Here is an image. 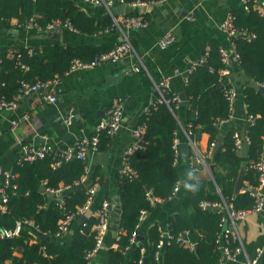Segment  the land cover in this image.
<instances>
[{"label":"trees","instance_id":"16d2710c","mask_svg":"<svg viewBox=\"0 0 264 264\" xmlns=\"http://www.w3.org/2000/svg\"><path fill=\"white\" fill-rule=\"evenodd\" d=\"M79 1L0 0V26L3 28L17 27L25 34L32 35L58 22L60 25L68 23L79 36L105 37L97 44L72 45L50 41L41 45L19 46L9 56L6 50H0V95L3 98L14 99L23 81L31 83L41 80L48 82L51 88L54 80L57 84L60 82L72 59L90 61L120 42L119 30L113 26L111 15L102 7H98L97 11H85L78 4ZM124 1L129 3L135 0ZM247 6L248 10L241 3L230 13L233 25L239 31L232 37L239 67L253 79V84L243 89L247 116L251 118L244 131L246 155L242 156L235 144L233 128L224 135L221 147L210 155L211 143H215L221 134L219 124L230 115L225 94L230 84L226 82V76L219 73L223 66L219 44L211 42L205 58L186 74L184 90L189 105L187 132H190V139H194L200 130L208 134V150L203 162L214 164V174L212 178L197 176L200 188L195 194L184 189L181 204L185 213H174L168 217L167 233L170 238L159 249V260L155 259V252L163 232L158 224L148 228L146 240L131 244L130 238L141 212L150 211L155 205L148 199V193L165 201L173 195V188L179 181L175 164L176 148L173 145L178 127L176 105L174 102L151 104L138 120V124L144 127V145L125 157L124 166L130 171L122 172L118 180L120 215L115 229L116 246L102 252L101 248L98 250L96 255L101 264H218L221 250L216 240L222 231V212L217 208L212 211L202 209L200 202L225 201L231 203L234 209L253 206L254 198L248 190L234 194L242 163L243 185L257 184V171L252 164L260 157L264 131V91L259 90L257 85L264 83V6L260 11L253 8V0H248ZM133 14V11L127 13ZM13 19L15 24H12ZM28 24H31V28H26ZM171 96V92L165 94L166 98ZM109 139L105 132L100 133L96 151L104 150ZM60 153L52 149L42 158L19 159L11 165L15 188L10 185L7 190L6 207L0 210V230L13 229L17 222L21 225L16 235L9 238L0 236V264L87 262V253L95 246L91 227L96 217L86 216L72 230L68 247L61 244L54 233L58 230V220L76 213L77 208L85 202L87 188L94 182H81L86 160L73 157L62 159L56 165ZM188 154L191 155V151ZM195 180L193 175L190 182L195 183ZM78 183L83 186L76 187ZM59 187H69L61 193L62 205L59 204V195L47 191ZM26 220H31L33 225L27 224ZM36 228L50 239L44 240L39 235L35 242H31ZM191 228L202 233L193 250L177 240L179 235ZM227 245L233 249L237 243L229 240Z\"/></svg>","mask_w":264,"mask_h":264},{"label":"crops","instance_id":"0c3cea01","mask_svg":"<svg viewBox=\"0 0 264 264\" xmlns=\"http://www.w3.org/2000/svg\"><path fill=\"white\" fill-rule=\"evenodd\" d=\"M78 4L85 11L98 10L97 6L88 3L79 1ZM240 4L241 0L148 2L140 9L146 24L125 30L132 49L122 59L64 75L58 84L56 82L47 91L38 90L24 95L15 111L0 110V167L10 169L11 165L20 159L21 145L32 142L40 146L45 141L44 135L48 136L46 141L56 152L72 147L79 135L92 134L98 120L106 116L112 100L120 98L123 103L121 126L110 137L104 150L90 151L87 154L84 174V182L93 181L96 185L90 215L94 216L93 212L103 199L110 203L109 230L100 252L108 247H115V229L120 215L118 180L123 172L124 150L134 142L133 129L138 125L140 116L156 102L155 83L163 77L169 78L170 92L177 96L182 92L185 94L184 76L195 63L205 58L211 42H217L219 47L230 49L226 82L235 91L230 115L219 124L220 135L224 138V135L233 128L236 134L245 136L244 131L249 118L243 89L253 84V79L240 69L238 59L231 52V39L220 28L221 22ZM133 12L137 13L138 10L135 9ZM15 22L13 19L12 24ZM166 31L172 32L174 40L165 48H161L158 40ZM104 38L95 35L79 36L66 25H49L32 35L25 34L17 27L6 29L0 26V50H6L8 56L19 46L41 45L50 41L72 45L97 44ZM118 39H121L120 33ZM133 65L140 66L141 70L132 71ZM48 94L54 95L56 100L48 101L46 98ZM188 107L185 96V103L182 105L179 101L175 113L178 121L174 136L177 143L175 164L179 173V189L167 200H158L152 210L141 213L133 242L132 237L130 238L131 244L137 242L138 236L146 240L147 230L154 224H158L163 233L168 232V217L174 213H185L181 197L184 191L183 183L188 180L187 172L191 169L188 153L191 151L193 156L204 157L208 150L207 133L200 130L194 139L189 140L186 129ZM22 113L28 114V119L18 122L12 129V119H16ZM69 114L72 115V120L66 124L64 119ZM181 143L187 144L186 152L179 151L178 145ZM239 151L241 152L240 148ZM196 165L198 177L212 178L210 164H207L208 168L203 164ZM65 189L69 187L63 190ZM261 190L264 197V185ZM81 218L82 215H76L68 233L58 237L61 244L69 246L72 230L82 221ZM263 226L264 214L259 211H251L237 221L239 235L237 244L240 250L233 260H227L225 264H244L247 259L254 258L258 250H262L260 263L264 264ZM201 235L200 231L189 229L188 237L194 243V248ZM141 251L143 252L144 248ZM91 264H101L97 255Z\"/></svg>","mask_w":264,"mask_h":264},{"label":"built area","instance_id":"2783aa9c","mask_svg":"<svg viewBox=\"0 0 264 264\" xmlns=\"http://www.w3.org/2000/svg\"><path fill=\"white\" fill-rule=\"evenodd\" d=\"M83 3H88L93 6L102 7L104 8L112 17L113 26H115L120 33L121 39L118 44H116L114 47L109 49L108 51L102 52L100 55L96 56L94 59L90 61L81 60L79 58H74L71 60L70 65L68 69L65 71V75H68L70 73L89 69L96 65L103 64V63H111L116 62L120 59H122L129 51L132 49V44L130 40L127 38L125 34V30L129 28H136V27H142L146 24V20L141 14V7L145 6L148 2H157L162 3L166 0H135L129 3H126L124 0H80ZM248 0H241V3L243 4V7L248 10L247 6ZM123 3L125 5L124 12L122 14H113L112 7L114 5ZM264 6V0H253V8L257 10H261ZM135 9L138 10L137 13L133 15H127L128 12H132ZM60 25L58 22H55L51 25ZM66 26H71L66 23ZM26 28H31V24H28ZM220 28L225 31L228 36L231 39V52L235 55L237 58V53L235 51L234 43L232 41V37L236 35L239 31L238 29L233 25V18L229 14L220 24ZM75 31V29L71 28ZM248 38H250L248 36ZM174 40V36L171 31H166L161 38L158 40V45L161 48H165L168 46L172 41ZM220 52V58L222 62V67L219 69V73L223 76H227L229 73L228 65H229V56H230V49H226L223 47L219 48ZM196 64V63H195ZM195 64L192 66L194 67ZM132 71L139 72L141 70L140 66L133 65L131 67ZM191 70V69H190ZM190 70L188 72H190ZM176 73H179L178 70H175ZM187 74V73H186ZM186 78V75L184 76ZM56 83V81H53ZM258 87L264 88V83H257ZM169 78L163 77L161 80L155 83V88L157 91V100L156 102H165L170 103L174 102L175 105H178L179 96L176 94H173L170 98H166L165 94L170 92L169 91ZM50 88V85L48 82L36 80L35 82H25L23 81L18 89V94L15 96L12 100H6L0 95V110L1 111H15L18 108L19 100L26 94H29L34 91L38 90H45L47 91ZM225 94L228 100L229 109L231 110L234 102V96L235 91L234 88L229 85L225 89ZM46 98L48 101L54 102L56 100V97L52 94L46 95ZM123 103L120 98L116 97L112 100L110 106L108 107L106 111V116L102 119L98 120V122L95 125L94 133L93 134H82L79 135L72 147L65 148L60 153V158L55 161V164H59L62 159L67 160L73 157H77L81 160H86L87 154L90 151H96L97 145L99 142V135L102 132H105L108 136H113L119 127L121 126L122 122V108ZM28 114L23 113L20 116H18L16 119H12L11 121V128L14 129L18 122L27 120ZM251 119L250 117H248ZM72 115L69 114L64 119V122L66 124L71 123ZM144 132V127L140 124H138L133 129V136H134V142L125 148L124 150V161L125 157L130 154L133 150L141 147V143H143L142 140V134ZM189 133L188 137H189ZM235 136V144L238 148L241 147V137L234 133ZM43 138L45 141L40 145L37 146L32 142H25L21 145V156L20 160H33L35 158H42L46 154L49 153L50 150H52V146L50 143L46 141L48 136L44 135ZM189 140H191L189 138ZM246 141V139H245ZM176 141L174 140V147L176 148ZM214 146V142L211 143V149ZM188 162L191 166L192 171L196 172L198 169L197 164H203L204 167L208 168V165L203 162V157L200 155L193 156L190 155ZM252 166L257 171V184L254 186H243L240 191L247 190L250 192V194L254 198V204L252 207L245 208V209H234L231 203L227 202H215V203H209L206 201L200 202V207L202 209H207L208 206H212L214 209H219V211L222 212L221 220L223 223H226V228H224L221 233L217 237V243L219 245V249L221 250V256L219 258L218 264H225V261L227 260H233L236 256V254L239 252L240 247L238 244L232 249L227 245V242L229 240L236 242L238 240V231L236 228V222L243 219L246 214H248L251 211H259L264 214V197L262 194V186L264 185V131L262 134V141H261V148H260V157L259 159L252 164ZM125 172H129L130 169L127 166H123V170ZM14 175L11 173L10 169H4L0 167V210H4L6 207L7 202V190L10 185H13L15 188V185L12 184ZM85 178L84 176L81 178V182H84ZM66 187H59L55 190H47L50 193H54L56 195H59V204H63V200L61 197V193L63 189ZM179 189V181L176 182L174 188H173V194L177 192ZM253 190V191H250ZM96 190V185L93 183L89 185L87 188V198L85 202L77 208L76 213L67 214L65 217L58 220V230L54 233L56 237H60L70 230L71 223L73 218L76 215H82V216H88L91 214V203L94 198ZM148 199L151 203L155 204L158 199L153 197L150 193H148ZM144 212V211H142ZM141 212V213H142ZM94 217H96V222L92 225L91 229L94 232L95 237V246L87 253V262L85 264H91L92 258L97 254L98 250L103 246L104 238L109 230V217H110V203L107 199H103L97 209L93 212ZM29 225H33V222L31 220L25 221ZM20 222H17L15 225V228L13 229H6L3 228L0 230V236L1 237H12L13 235H16L20 229ZM264 228V226H263ZM36 231L33 233V237L31 238V242H35L38 238V236H46V233L40 232L38 228L35 229ZM135 232L132 235L131 241L133 242V238L135 237ZM170 236L168 233H163L162 238L157 243L158 250L155 252V259L159 260L160 258V251L159 249L167 244L169 242ZM177 240L181 242L183 245L188 247L190 250L194 249V243L190 241L188 237V231H184L181 235L177 237ZM130 241V242H131ZM262 253V250H258L256 256L251 259H247L244 264H261L260 263V255ZM44 254V253H43Z\"/></svg>","mask_w":264,"mask_h":264},{"label":"water","instance_id":"95a60500","mask_svg":"<svg viewBox=\"0 0 264 264\" xmlns=\"http://www.w3.org/2000/svg\"><path fill=\"white\" fill-rule=\"evenodd\" d=\"M124 8H125V5L123 3H120V4L114 5L112 7V12H113V14H122L124 12ZM56 27H58V26H56ZM259 90L264 91V88L263 87H259ZM179 98H180L179 99L180 100V103L183 105L185 103V94L182 92L179 95ZM199 133H200V131H199ZM241 140H242L241 147H240V149H241V155L242 156H245L246 155V149H247V143L245 141V137L244 136L241 137ZM222 141H223V136L222 135H218L217 140L214 143V146L212 147V149L210 151V155L211 156L213 155V153L215 152V150H217L218 148L221 147ZM141 145H144V143H141ZM178 148H179V151H181V152H186L187 149H188L186 143L179 144L178 145ZM243 166H244V163H242V166H241V168L239 170V173H238V176H237V179H236V183H235V187H234V194H237L240 191V189L243 187V183H242ZM209 168H210L211 174L213 175L214 174V164H210L209 165ZM82 186H83L82 183H78L76 185V187H82ZM41 187H42V189L45 190V187L44 186H41ZM250 191H253V190L250 189ZM119 205H120V202H119ZM119 209H120V206H119ZM207 209L209 211L214 210V208L212 206H208ZM84 219H85V217L82 216L81 220L83 221ZM224 228H226V223H223V225H222V230ZM43 239L44 240H49L50 237L49 236H43ZM143 239L144 238L142 236H138L136 240L137 241H142ZM144 261H145V258H144Z\"/></svg>","mask_w":264,"mask_h":264},{"label":"clouds","instance_id":"9594fccd","mask_svg":"<svg viewBox=\"0 0 264 264\" xmlns=\"http://www.w3.org/2000/svg\"><path fill=\"white\" fill-rule=\"evenodd\" d=\"M187 175H188V180H186L183 183V188L187 192H191V193L195 194L197 191H199V188H200L199 179H198L196 173L193 172L191 169L188 170ZM193 175H195V177H196L195 183L190 182Z\"/></svg>","mask_w":264,"mask_h":264}]
</instances>
